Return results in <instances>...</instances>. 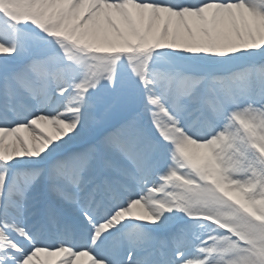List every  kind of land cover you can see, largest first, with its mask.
<instances>
[{"label":"snow or ice","instance_id":"1","mask_svg":"<svg viewBox=\"0 0 264 264\" xmlns=\"http://www.w3.org/2000/svg\"><path fill=\"white\" fill-rule=\"evenodd\" d=\"M41 254L264 264V0H0V264Z\"/></svg>","mask_w":264,"mask_h":264},{"label":"bare ground","instance_id":"2","mask_svg":"<svg viewBox=\"0 0 264 264\" xmlns=\"http://www.w3.org/2000/svg\"><path fill=\"white\" fill-rule=\"evenodd\" d=\"M44 127L48 128V130L51 131V128H49L47 125H44ZM41 258L43 264H57L56 257H48L46 254H41ZM88 261L89 257L87 256L77 257L75 259V264H88Z\"/></svg>","mask_w":264,"mask_h":264}]
</instances>
